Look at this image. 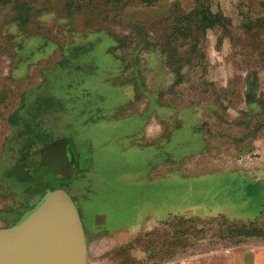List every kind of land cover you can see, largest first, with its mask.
Segmentation results:
<instances>
[{"label":"rangeland","instance_id":"rangeland-1","mask_svg":"<svg viewBox=\"0 0 264 264\" xmlns=\"http://www.w3.org/2000/svg\"><path fill=\"white\" fill-rule=\"evenodd\" d=\"M19 3L29 15L24 26ZM206 4L222 22L202 35L184 30L195 0H0V212L39 192L35 166L20 163L28 131H44L95 148L92 172L69 184L82 217L107 216L108 229L169 217L168 226L109 245L105 255L99 244L89 264H264V178L208 162L214 152L243 160L242 168L264 163L240 148L234 137L242 131L227 135L232 128L220 126L237 124L224 110L226 71L238 69L235 59L248 68L264 60V0ZM39 106L52 108L39 118ZM190 107L197 125L187 121L162 152L156 142L168 112L176 121ZM149 137L156 145H144ZM165 153L183 162L207 155L172 170L173 159L171 169L159 162Z\"/></svg>","mask_w":264,"mask_h":264},{"label":"crops","instance_id":"crops-1","mask_svg":"<svg viewBox=\"0 0 264 264\" xmlns=\"http://www.w3.org/2000/svg\"><path fill=\"white\" fill-rule=\"evenodd\" d=\"M236 55L233 54V57ZM236 61H239L241 64H239L238 69H234L232 66V70L226 71L227 75H229L228 78H226L227 84H226V89L227 91L224 92L226 94V99L229 101V105L227 104V108H224L225 113L232 115L237 121L236 125H233V121H231V124L228 125L224 121V123L220 126L227 127V128H232V130H227L226 133L232 134L235 133L234 135H237L236 133H240L242 131L243 134L239 136H235L234 138L238 139V143L240 144V148L246 147L248 149H254L256 150L257 154H261L262 157H264V96L262 97V91H264V76L262 70H264V60L259 62L256 66H250L248 68L247 60H240V59H235ZM233 63V62H231ZM255 68V69H254ZM261 69V70H259ZM212 68H210V74L212 73ZM262 73V74H261ZM213 84L219 82H222L220 80L216 79H211ZM218 84V83H217ZM223 84V83H221ZM237 95V96H234ZM237 105V108L235 107ZM194 107L190 108H182L178 109L177 113L180 115L181 119H177L176 121L171 120L170 117L173 115V110L169 111L168 113V120L166 123H168V128L165 130V135L163 136V140H158L156 143H160L158 147H162V152L166 149V146L173 147V144L171 143V140L173 139V135L178 133V131L183 128L184 126H190L191 123L194 125L198 123L194 111ZM219 112V111H218ZM237 114L235 116L234 114ZM147 115V114H146ZM144 116V115H143ZM155 115H153L151 119V124L156 121ZM222 117H224V114H221ZM137 117V116H135ZM191 119V123L187 124V121L189 122ZM230 121V120H229ZM240 121V122H239ZM199 126V124H198ZM219 126V125H218ZM148 127V125H147ZM146 127V128H147ZM216 129L220 127H215ZM242 128L241 130H239ZM147 131V129H146ZM164 133V132H163ZM165 137V138H164ZM132 139V138H131ZM149 143H144V145H156V143L152 142L154 141L153 138L149 137L148 138ZM244 142V144H242ZM137 143V141H136ZM138 144V143H137ZM135 145V142H134ZM206 148V147H205ZM190 155L188 159L186 158L185 161L183 162V158L181 156L175 157L173 155L165 153L163 155V158L161 161V165L163 168L168 167L170 168V159H173V163L177 164L176 169L172 170H180L182 167V163H185L186 160L192 159L196 160L199 157L203 156L205 157L207 153H203V155ZM211 154H215V156L208 157L209 159L208 162L215 163L219 166H223L222 164L226 163H232L235 165V167H229L228 172H235V171H243V172H260L261 176L264 178V163L259 162L257 163L254 160H251V164L256 166V167H241L243 164V160L240 161L239 159L236 158H228V156H222L218 155L214 152H211ZM95 158L96 154L94 153V158H93V166L90 169L89 173L85 174H90L92 170L94 169L95 166ZM238 161V162H237ZM194 162V161H193ZM247 162V161H246ZM182 164V165H181ZM215 166V165H214ZM173 168H175L173 166ZM227 168V167H226ZM171 169V168H170ZM210 170H213L215 168H209ZM3 181V179H2ZM1 201H4V198L2 197ZM79 204V203H78ZM12 207V206H11ZM16 206L12 207L11 210L9 208H6L4 210L5 212H0V218H2L0 221V224H4L6 218H9L10 216L14 215L16 216ZM92 215H95L94 217H89L85 219V216H83L85 228L87 231V236L89 240V255L95 254L97 247L99 244H103L107 246V249L105 248L104 252L101 255H105L106 252L111 251L113 249H109V245H114V246H123L127 244H132L133 239L136 240V237L138 236V233L144 230H151L154 229L157 226H168L170 223L169 217L168 219H151L148 220L147 224L143 226L142 228L138 229L139 226L137 223L132 226H113L112 229H108L106 226L108 225V219L107 216L100 215L99 213L91 212ZM151 218V217H150ZM91 226V227H90ZM97 226L101 232H92L91 229ZM0 227H5V226H0ZM134 228V229H133ZM102 237V238H101ZM114 237V238H113ZM109 238L111 240H109ZM115 248V247H113ZM101 250L96 252V255H100Z\"/></svg>","mask_w":264,"mask_h":264},{"label":"water","instance_id":"water-1","mask_svg":"<svg viewBox=\"0 0 264 264\" xmlns=\"http://www.w3.org/2000/svg\"><path fill=\"white\" fill-rule=\"evenodd\" d=\"M88 242L76 198L59 188L17 224L0 227V264H89Z\"/></svg>","mask_w":264,"mask_h":264},{"label":"trees","instance_id":"trees-1","mask_svg":"<svg viewBox=\"0 0 264 264\" xmlns=\"http://www.w3.org/2000/svg\"><path fill=\"white\" fill-rule=\"evenodd\" d=\"M197 2L196 8L189 14L183 16V21H186L188 26V32H198L202 35H206L209 30H212L219 26L222 22L221 16L213 13L207 6L208 0H195ZM116 4H127L129 0H114ZM24 4L19 3L17 8L20 9V24L22 26L28 23L29 15L28 13L22 12ZM23 14V15H22ZM181 22V21H180ZM249 30L252 29V22H248ZM182 31V28H178ZM187 32V33H188ZM52 107H38L39 118L40 115L49 113V110ZM30 139L28 140L26 146H24L23 152L24 157L22 156L21 163L31 162L35 166V176H45L43 178V184L46 187L53 184V178L50 176H74L79 173L76 168L80 163L79 157L75 152V149H72V152L69 151L70 158L68 156V151L66 146L69 144V139L63 137L61 139H55L52 135L47 132H37L35 130H29ZM27 155V156H26ZM26 171V169L24 168ZM27 172V171H26ZM28 173V172H27ZM26 175H30L29 173ZM70 179V178H69ZM62 181V180H61ZM55 183V182H54ZM56 184V183H55ZM51 191V190H50ZM48 191L47 193H49ZM254 227V237H260L261 233L259 228L256 225ZM246 228V227H245ZM249 235V230H248ZM251 237V236H248Z\"/></svg>","mask_w":264,"mask_h":264},{"label":"flooded vegetation","instance_id":"flooded-vegetation-1","mask_svg":"<svg viewBox=\"0 0 264 264\" xmlns=\"http://www.w3.org/2000/svg\"><path fill=\"white\" fill-rule=\"evenodd\" d=\"M38 132L41 133L42 131H38ZM61 138H63V137H61ZM61 138H55V139H61ZM66 138L69 139V144L65 148L68 151L69 158H70L69 151L72 152V149L74 148L75 152L77 154V157H79V159H80V163L78 165V168H76V170H78L79 173L89 172L93 166V158H94L95 148L90 146V145L84 146V145L75 144L73 142V140H70V137H66ZM70 175H71V173L69 172V176H50L51 178H53V184H51L48 187H46L45 184H43L44 183L43 178L45 176H39L38 179L40 182H38V183L40 184V186L42 185L41 187H43V189H41L39 184H38V186H39L38 191L41 192V194L36 196L39 193L38 192L37 194H35L33 196V198H27L26 197V203H24L25 204L24 206H21V207H20V205L16 206L17 207L16 208V210H17L16 216L12 215L9 218H6V220H4L5 221V227H10V226L17 224L21 219H23L30 211H32L36 207V205L45 197V195L48 194L47 192L50 190L53 191L55 189L63 188L71 196H73L69 192V184L74 180V178H75V176H77V174L74 176L73 175L70 176ZM3 181L5 182L6 179L4 178ZM24 182L29 183V181H27V180H25ZM20 184H21V181H20ZM20 184L18 183L17 188H20ZM73 197L75 198V196H73Z\"/></svg>","mask_w":264,"mask_h":264}]
</instances>
